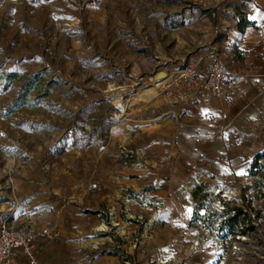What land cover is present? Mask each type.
I'll use <instances>...</instances> for the list:
<instances>
[{
	"label": "rangeland",
	"instance_id": "rangeland-1",
	"mask_svg": "<svg viewBox=\"0 0 264 264\" xmlns=\"http://www.w3.org/2000/svg\"><path fill=\"white\" fill-rule=\"evenodd\" d=\"M248 6L0 0V225L55 227L38 245L44 264H264V168L252 170L264 152V70L239 48ZM215 49L237 54L227 96L179 103L159 88L148 102L127 95L117 116L105 90L126 71L143 94ZM35 73L49 95L25 94ZM237 205L254 222L233 231L224 209Z\"/></svg>",
	"mask_w": 264,
	"mask_h": 264
},
{
	"label": "built area",
	"instance_id": "built-area-1",
	"mask_svg": "<svg viewBox=\"0 0 264 264\" xmlns=\"http://www.w3.org/2000/svg\"><path fill=\"white\" fill-rule=\"evenodd\" d=\"M212 54L209 60L196 59L165 72L160 86L165 97L179 103L195 102L202 96L222 97L228 86L240 76L237 69L231 68L237 54L233 51L228 56L218 49ZM57 234L53 226L35 228L29 224L19 226L3 222L0 225V264H14L22 257L29 264H44L38 256V245Z\"/></svg>",
	"mask_w": 264,
	"mask_h": 264
},
{
	"label": "trees",
	"instance_id": "trees-1",
	"mask_svg": "<svg viewBox=\"0 0 264 264\" xmlns=\"http://www.w3.org/2000/svg\"><path fill=\"white\" fill-rule=\"evenodd\" d=\"M253 24H254L253 22L248 20L246 14H243V17L241 18V20L238 23L239 29L241 31H244L247 26L253 25ZM39 75H40L39 73H35V74L31 75L30 79H28L25 82V84H24V92H25L26 95H28L32 91L40 92L42 94V96H47V95H49L51 93L50 89L46 90L45 93H44L43 84H41L40 80L38 81ZM8 76H11L13 80H17V79L20 78L21 74L19 72H12V73H8ZM263 159H264V152L263 153H259L256 156V158L254 159V162L252 164V170H253L254 174L257 173L256 171H254L255 168H257V167L264 168V163L262 161ZM202 187L203 186L201 185L196 190H194L193 196H194L195 201H199L200 200V197H199L198 194H199V190H201ZM207 194L208 193L205 192L204 196H206ZM224 210H225V213L228 214V217L226 219V224H227V226H231L233 231L239 225L243 226L244 224H246V221H248V223H253L254 222V220L252 218V215L243 206L237 205V206L229 207V208L225 207ZM232 211H234V213L230 214ZM239 218L240 219L242 218L241 221H238ZM242 232H246V229L243 228Z\"/></svg>",
	"mask_w": 264,
	"mask_h": 264
},
{
	"label": "crops",
	"instance_id": "crops-1",
	"mask_svg": "<svg viewBox=\"0 0 264 264\" xmlns=\"http://www.w3.org/2000/svg\"><path fill=\"white\" fill-rule=\"evenodd\" d=\"M248 2V20L254 24L240 32L242 47L239 48L249 50L245 59L247 62L253 61L254 65L264 70V0H248ZM225 96H227L226 92L222 97Z\"/></svg>",
	"mask_w": 264,
	"mask_h": 264
},
{
	"label": "bare ground",
	"instance_id": "bare-ground-1",
	"mask_svg": "<svg viewBox=\"0 0 264 264\" xmlns=\"http://www.w3.org/2000/svg\"><path fill=\"white\" fill-rule=\"evenodd\" d=\"M143 80L144 79L142 78L131 76L129 72L126 71L124 81L114 80L113 82H110L109 88L105 90V93L109 96L110 102L120 111L117 116L121 119L124 120L127 117L129 106L126 99L127 95H131L129 100V104H131L134 102H148L159 94L158 91L163 81L161 78L156 81H151L143 94H134L133 89L131 88L132 85L134 83H142Z\"/></svg>",
	"mask_w": 264,
	"mask_h": 264
},
{
	"label": "water",
	"instance_id": "water-1",
	"mask_svg": "<svg viewBox=\"0 0 264 264\" xmlns=\"http://www.w3.org/2000/svg\"><path fill=\"white\" fill-rule=\"evenodd\" d=\"M165 73H162L160 76L162 77Z\"/></svg>",
	"mask_w": 264,
	"mask_h": 264
}]
</instances>
